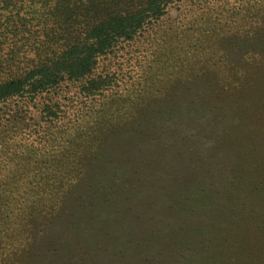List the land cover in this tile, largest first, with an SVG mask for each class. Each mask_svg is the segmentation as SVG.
Returning a JSON list of instances; mask_svg holds the SVG:
<instances>
[{
  "label": "rangeland",
  "instance_id": "rangeland-1",
  "mask_svg": "<svg viewBox=\"0 0 264 264\" xmlns=\"http://www.w3.org/2000/svg\"><path fill=\"white\" fill-rule=\"evenodd\" d=\"M96 72L123 79L97 126L64 119L43 151L44 97L1 105L0 186L64 170L76 186L30 237L11 235L0 264H264V0H180ZM96 128L109 134L97 148Z\"/></svg>",
  "mask_w": 264,
  "mask_h": 264
},
{
  "label": "trees",
  "instance_id": "trees-1",
  "mask_svg": "<svg viewBox=\"0 0 264 264\" xmlns=\"http://www.w3.org/2000/svg\"><path fill=\"white\" fill-rule=\"evenodd\" d=\"M178 1L0 0V109L15 97H44L39 128L32 131L39 135L42 146L38 149L42 151L55 144L54 126L64 119L67 125L75 124L77 132L82 133L88 121V128H95V116L105 112L97 109L102 104L99 102L106 99L114 80H123L115 73L96 72L98 58L111 52L119 40H132L160 21ZM66 83L73 85L72 93H62L66 102L60 103L57 90ZM143 91L149 93L147 87ZM79 104L90 113L88 120H83ZM91 136L97 148L109 134L106 128L98 132L96 128ZM34 156L44 159L41 164L51 166L46 154L31 153L27 159L37 163ZM70 174L68 170L50 171L44 187L14 183L0 186V197L3 191L7 202L0 199V250L13 241L11 235L17 234L18 238L22 234L25 239L48 221L62 198L76 186L65 185ZM12 207H19L15 213L19 214L12 221L4 220L7 216H2V210Z\"/></svg>",
  "mask_w": 264,
  "mask_h": 264
}]
</instances>
